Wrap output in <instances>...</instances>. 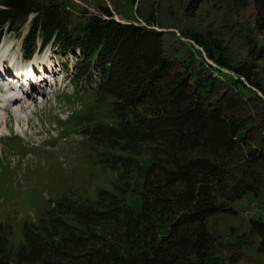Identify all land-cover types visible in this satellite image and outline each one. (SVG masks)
Wrapping results in <instances>:
<instances>
[{"label":"trees","instance_id":"16d2710c","mask_svg":"<svg viewBox=\"0 0 264 264\" xmlns=\"http://www.w3.org/2000/svg\"><path fill=\"white\" fill-rule=\"evenodd\" d=\"M257 1L264 12V0ZM0 2L1 28L18 29L35 13L25 36L27 56L38 37L43 45L84 53L75 82L84 75L95 80L102 98L74 116L99 160L117 170L112 187H99L94 198L63 195L39 220L25 221L18 246L11 225L0 221V264H227L213 252L206 217L222 208L219 196L234 200L258 193L263 178L249 173L229 182L230 160L223 151L257 161L264 149L246 138L242 122L228 116L217 98L204 99L210 96L196 89L198 82L204 91L213 86L218 67L205 60L192 65L193 82L172 73L176 64L164 51V32L153 26L159 23L154 11L139 22L119 20L103 6L73 26L69 1ZM190 35L220 69L233 70L235 91H264L256 63H232L223 39L210 30ZM183 63L182 71L191 64ZM204 68L210 75L201 73ZM165 75L171 76L161 83ZM74 116L64 123L66 130L74 127ZM128 191L141 198L139 207L127 201ZM253 226L264 250V220Z\"/></svg>","mask_w":264,"mask_h":264},{"label":"rangeland","instance_id":"374dc122","mask_svg":"<svg viewBox=\"0 0 264 264\" xmlns=\"http://www.w3.org/2000/svg\"><path fill=\"white\" fill-rule=\"evenodd\" d=\"M65 1L73 4L67 6L73 26L78 21L86 22L97 11L102 12L103 6H108L119 20L139 22H144L145 17L154 11L159 23L153 26L164 32V51L173 57L176 64L171 72L189 75L193 82L192 65L197 66L199 61L205 60L218 67L214 72L213 86L206 87L204 91L203 84L198 82L199 88L196 89L210 96L200 98H217L228 116L242 122L246 138L264 149V91L257 87L235 91L231 84V77L235 75L233 70L220 69L215 58L208 55L206 47L190 35L191 31L202 34L212 31L223 39L232 63L248 61L258 65L257 79L264 87V12L260 2L196 0L191 5V0ZM33 15L31 13L18 29L10 31L7 26L0 27V70H6L3 62L8 59L9 66L18 64L28 74L37 72L38 65L50 72L54 80L47 89L38 84L37 91L31 89V93L18 84L16 89L20 97L17 101L13 99L9 109L0 105V221L11 225L15 246L23 240V223L39 220L51 207L52 201L63 195L73 199L94 198L99 187H112L117 176V170L99 160L90 140H85L83 123L79 124L74 116L76 111L88 109L95 99L102 98L95 91V80L84 75L79 84L75 82L78 62L84 53L78 48L64 51L53 42L43 45L38 37L33 59L25 67V36ZM257 49H260L259 53ZM183 61L191 63L184 71ZM201 73L210 75L206 68ZM171 75H165L161 83H166ZM8 85L0 84V87L14 89ZM20 99L29 106L25 108ZM4 101L7 103L8 100L3 98L0 102ZM73 116L76 124L66 130L64 123L72 120ZM223 153L230 160L229 182L249 173L261 175L263 179L258 193L246 192L234 200L217 196L222 208L206 217V224L215 239L213 252L222 255L227 264H264V250L259 249L260 236L253 226L256 219L264 220V159L252 161L250 157ZM126 199L135 207L140 206L141 198L131 191L126 193Z\"/></svg>","mask_w":264,"mask_h":264},{"label":"bare ground","instance_id":"6f19581e","mask_svg":"<svg viewBox=\"0 0 264 264\" xmlns=\"http://www.w3.org/2000/svg\"><path fill=\"white\" fill-rule=\"evenodd\" d=\"M32 58V57H31ZM34 87H36L37 88V86H35V85H33ZM8 87H10V88H14V89H8L7 87L6 88H3V86H1L0 87V101L4 98V99H6V100H8L7 101V103H5V101L4 102H0V105H2V107H4V108H6V109H9V108H11V106H12V100L13 99H16V101H17V99L20 97L19 95H18V92H19V90H18V88L16 89V87H14V86H12V85H8ZM19 89H21V88H19ZM25 91H27L28 93H31L30 92V90L28 91V90H25ZM6 92H8L7 93V95H6ZM33 92V91H32ZM22 93V92H21ZM21 95V94H20ZM18 97V98H17ZM24 99V98H23ZM20 100H22V99H20ZM12 101V102H11ZM15 101V102H16ZM22 105H24V107L25 108H27L28 106H29V104L26 102V101H24L23 102V100H22ZM25 108H23V109H25ZM17 109H19V108H17ZM16 110V109H15Z\"/></svg>","mask_w":264,"mask_h":264}]
</instances>
